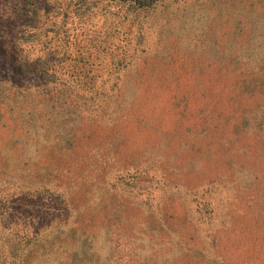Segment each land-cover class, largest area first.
<instances>
[{
  "label": "rangeland",
  "instance_id": "obj_1",
  "mask_svg": "<svg viewBox=\"0 0 264 264\" xmlns=\"http://www.w3.org/2000/svg\"><path fill=\"white\" fill-rule=\"evenodd\" d=\"M0 264H264V0H0Z\"/></svg>",
  "mask_w": 264,
  "mask_h": 264
}]
</instances>
